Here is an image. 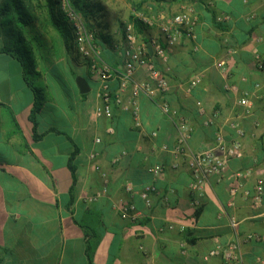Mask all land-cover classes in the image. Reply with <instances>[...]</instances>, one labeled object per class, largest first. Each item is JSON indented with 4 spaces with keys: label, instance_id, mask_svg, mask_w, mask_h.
<instances>
[{
    "label": "crops",
    "instance_id": "crops-1",
    "mask_svg": "<svg viewBox=\"0 0 264 264\" xmlns=\"http://www.w3.org/2000/svg\"><path fill=\"white\" fill-rule=\"evenodd\" d=\"M102 2L114 16L102 27L112 28L121 19L142 23L136 33L148 44L150 59L165 71L170 88L152 98L139 97V126L114 103L112 118L96 117L101 80L89 70L83 75L88 93L70 87L52 100L48 72L55 62L38 54V41L64 51L59 38H45L35 25L28 39H33L37 68L28 76L19 60L2 51L0 31V264H224L219 257L203 256L216 244L236 239L231 219L238 223L242 261L237 264L264 262V241L244 239L247 234L264 237V189L258 206L247 195L264 177V0H134L135 7ZM180 12L196 17L194 38L165 48L168 60L162 63L154 51L161 41L159 23ZM221 15L228 19L218 22ZM121 37L120 30L99 36L94 55L114 72L122 68V57L114 51ZM144 78V70L137 68L135 79ZM194 78L196 85L189 87ZM30 82L44 90L35 126ZM110 90L116 92V79ZM244 92L247 115L238 103ZM129 93L128 86L124 98ZM163 100L188 120L190 152L212 146L217 133L227 141L236 139L232 120L243 130L242 157L230 160L221 175L207 178L198 209L191 206L188 157L171 151L175 117L161 112ZM155 164L162 167L156 177L149 171ZM247 170L250 174L240 177L241 187L231 197L236 173ZM149 185L155 190L146 207L140 192ZM118 200L133 202L142 216L122 219L113 207Z\"/></svg>",
    "mask_w": 264,
    "mask_h": 264
},
{
    "label": "built area",
    "instance_id": "built-area-1",
    "mask_svg": "<svg viewBox=\"0 0 264 264\" xmlns=\"http://www.w3.org/2000/svg\"><path fill=\"white\" fill-rule=\"evenodd\" d=\"M205 1V0H203ZM61 8L72 25L74 45L79 54L88 58L90 61V71L101 80V88L98 92L100 104L95 109L96 117L112 118V103L116 104L122 111L129 113L136 126L139 122V97L145 95L152 98L155 93H166L170 86L167 80L166 73L159 68L157 64L150 59L148 55V44L139 39L132 23L126 22L123 24V39L114 45V51L118 52L122 57V68L118 72L112 71L106 64L96 60L94 55L98 50V38L95 32H89L78 13L71 7L70 0H61ZM228 19V16H217V21L222 22ZM146 24H150V19H142ZM197 23L196 17L190 12H180L171 17L163 18L159 23V33L161 41L155 45L154 51L157 58L166 63L168 56L165 48H170L183 37L194 38V30ZM163 44L165 46H163ZM261 65V64H260ZM137 68L144 70L145 78L143 80L135 79V71ZM116 79L117 90L114 94L110 90V81ZM198 79L194 78L189 82V87L196 85ZM130 87L129 95L124 98L123 94L127 87ZM259 85H254L257 89ZM238 103L245 108V114H250V103L248 93H242ZM161 112L165 115L175 117L176 139L171 151L177 155H185L188 157L187 164L191 174V184L189 190L192 194L191 206L193 209H198L203 198V186L208 177L212 175H221L232 159H239L243 155L242 144L240 137L243 136V130L240 127L238 120L230 121V127L236 132L237 138L232 141H227L221 133H217L214 137V144L199 152H190L187 149V139L191 134V128L188 120L179 116L177 111L171 109L167 101L163 100L159 106ZM112 132L111 128H108ZM155 136V132L151 133ZM99 142V139H96ZM163 150H168L166 145L162 146ZM121 154H125L123 151ZM91 159L94 154H91ZM119 156L114 158V162L118 161ZM94 169L99 171V165L95 164ZM149 171L154 177L162 173V167L158 164L152 166ZM250 171L244 173H236V184L230 187L229 193L234 197L241 187L240 177H247ZM105 177V174L102 173ZM126 190L132 189L131 184L126 185ZM264 189V177L260 175L255 183L254 191L251 195V200L254 206H258L262 200ZM155 190L152 185L146 186L141 192L140 197L146 207L151 206L150 193ZM107 192L106 187L101 190L102 194ZM95 198V197H93ZM122 219L136 221L142 213L137 210L133 202L118 200L113 205ZM230 226L233 229L236 239L228 243L216 244L204 256L207 260L212 257H219L224 264H237L242 261V253L240 251L238 236V223L234 219L230 220ZM246 241L254 239L264 241V237L257 234H247L244 238ZM256 264H264L262 260H258Z\"/></svg>",
    "mask_w": 264,
    "mask_h": 264
},
{
    "label": "trees",
    "instance_id": "trees-1",
    "mask_svg": "<svg viewBox=\"0 0 264 264\" xmlns=\"http://www.w3.org/2000/svg\"><path fill=\"white\" fill-rule=\"evenodd\" d=\"M71 7L79 13L86 29L89 32L99 34L98 24L95 22L94 10L102 9L100 2L94 0H70ZM43 7L45 9L47 25L53 28L60 38L66 51H71L74 45V35L72 25L66 18L62 8L61 0H1L0 2V31L4 36V46L2 51L11 55L20 61L26 75L36 73L37 62L34 58L33 39L31 36L39 15L36 9ZM135 30L141 32L142 23L135 20ZM100 35H102L100 33ZM31 86L35 99L30 113V120L36 125L35 117L43 104V89ZM71 161V158H70ZM70 165V164H69ZM72 176L74 178V168L70 165Z\"/></svg>",
    "mask_w": 264,
    "mask_h": 264
},
{
    "label": "rangeland",
    "instance_id": "rangeland-1",
    "mask_svg": "<svg viewBox=\"0 0 264 264\" xmlns=\"http://www.w3.org/2000/svg\"><path fill=\"white\" fill-rule=\"evenodd\" d=\"M94 1H97V2L99 1L102 4H103L102 1L109 2L114 7H120V4L122 3L123 4L131 3L130 7H135V4L132 3V1L134 0H94ZM105 7L107 6H103V10L100 11L101 13L98 10H96V8L94 10V15L96 14L95 18L99 20L98 21V26H99L98 33L99 34H97L98 35L97 38H99V36L101 37L100 33L102 35H105L106 37L107 36L112 37L115 35V33L116 34L119 33V30H120V32H122V37H121V40H122L123 39V24L126 23L127 21H124L123 19H121V20H118L117 23L114 26H112V28L110 27V25L109 27L107 25L106 28L102 27L101 24H104L103 21L107 24L108 23L112 24V20H113L112 17H114L110 8H106L107 9L106 10ZM36 12L39 15V19L36 22L37 25L35 24L36 25L35 32L37 33L39 32L45 38L52 37L54 40L55 38L58 39L59 37L57 33L53 30V28L47 25L45 9L43 7H40L36 9ZM78 15L84 22L82 16L79 13ZM102 16H105L104 20L99 19ZM95 22H97V20ZM50 30L54 32V35L50 34ZM38 43H39L38 44V54H42V55L48 54L53 59V62H55L54 65L51 66L48 72L50 76L49 80H51L49 81L48 84H49V89L51 90V93L53 94L52 100L53 101L59 100L58 96H56V92L60 93L63 90L64 91L70 90V87H74V89H76L77 88L76 78L78 76L84 77L83 75H86V71L87 70L90 71V65H91L89 62L90 60L88 58L83 57L81 54H79L76 50L75 45H73L71 51L68 52L64 48H63L64 51H62V50H59L60 48L58 47L54 46V48H52L51 45H45V43L42 40L38 41ZM77 63H79L80 65H78ZM94 90H95V87H94ZM75 92H77V90H75ZM65 103H67V99H65Z\"/></svg>",
    "mask_w": 264,
    "mask_h": 264
},
{
    "label": "water",
    "instance_id": "water-1",
    "mask_svg": "<svg viewBox=\"0 0 264 264\" xmlns=\"http://www.w3.org/2000/svg\"><path fill=\"white\" fill-rule=\"evenodd\" d=\"M76 85L78 87V90H79L80 94H86L90 90L86 79L84 77H82V76H78L76 78Z\"/></svg>",
    "mask_w": 264,
    "mask_h": 264
}]
</instances>
